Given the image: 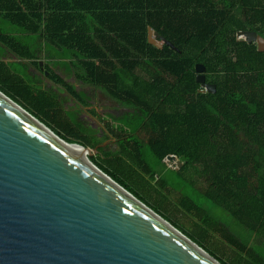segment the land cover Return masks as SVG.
Segmentation results:
<instances>
[{"label": "trees", "instance_id": "trees-1", "mask_svg": "<svg viewBox=\"0 0 264 264\" xmlns=\"http://www.w3.org/2000/svg\"><path fill=\"white\" fill-rule=\"evenodd\" d=\"M0 19V43L26 59L44 45L70 59L83 79L129 100L146 134L100 147L53 89L0 57L3 92L97 149L95 164L222 264H264V50L237 37L264 36V0H0ZM148 27L177 58L149 43ZM200 63L216 91L197 82ZM168 155L180 169H167Z\"/></svg>", "mask_w": 264, "mask_h": 264}, {"label": "water", "instance_id": "water-1", "mask_svg": "<svg viewBox=\"0 0 264 264\" xmlns=\"http://www.w3.org/2000/svg\"><path fill=\"white\" fill-rule=\"evenodd\" d=\"M237 37L264 50L255 30ZM148 41L177 49L152 27ZM205 70L196 65L197 82L216 91ZM97 152L65 140L0 89V264H222L95 164Z\"/></svg>", "mask_w": 264, "mask_h": 264}, {"label": "flooded vegetation", "instance_id": "flooded-vegetation-1", "mask_svg": "<svg viewBox=\"0 0 264 264\" xmlns=\"http://www.w3.org/2000/svg\"><path fill=\"white\" fill-rule=\"evenodd\" d=\"M36 36L35 44L42 43L44 37L39 34ZM180 53L179 49H170L166 54L171 58H177V54ZM0 57L8 62L23 64L26 73L35 80V83L53 89L58 99L65 102L66 109L73 111L78 119H83L86 128L101 141L100 147L112 146L116 151L120 138L129 135H136L139 139L145 137L146 129L142 123H138L139 120L133 118L135 110L130 101L113 96L103 84L83 79L77 73V68L70 63V59L55 57L46 51L45 47L41 51L37 50L36 58L26 59L2 43ZM197 76L198 73L196 78ZM140 117L146 119L144 114H140ZM135 127L139 128L132 130ZM163 162L167 169L178 170L176 166H170L167 157Z\"/></svg>", "mask_w": 264, "mask_h": 264}, {"label": "rangeland", "instance_id": "rangeland-1", "mask_svg": "<svg viewBox=\"0 0 264 264\" xmlns=\"http://www.w3.org/2000/svg\"><path fill=\"white\" fill-rule=\"evenodd\" d=\"M3 21V19H0V26H3L4 24H2L1 22ZM18 36L19 34L18 33H15V36ZM20 35H22V37H21V39H22V41H25L26 40V42H27V39H31V40H33L34 39V37L37 35L36 33H23V34H20ZM37 37V36H36ZM36 37H35V39H36ZM27 38V39H26ZM4 48V47H3ZM2 48V49H3ZM14 68L15 69H17V70H23V71H25V68H24V65L23 64H17V65H15L14 66ZM35 81V80H34ZM65 103V102H64ZM67 105H68V103H67ZM81 119V118H80ZM81 120H83V119H81ZM91 159H92V157H91ZM169 164H170V166H172V167H174L175 166V164L174 163H172V162H170L169 161ZM184 190V189H183ZM193 198H197V197H199L198 195H194V196H192ZM198 202H199V204H204L205 206H209V204L208 203H206L205 201H201V200H198ZM181 221L182 222H185L186 221V218H184V217H182V219H181Z\"/></svg>", "mask_w": 264, "mask_h": 264}, {"label": "bare ground", "instance_id": "bare-ground-1", "mask_svg": "<svg viewBox=\"0 0 264 264\" xmlns=\"http://www.w3.org/2000/svg\"><path fill=\"white\" fill-rule=\"evenodd\" d=\"M71 146L78 149L84 156H86L87 151H85L84 148H82L81 146H78V145H71Z\"/></svg>", "mask_w": 264, "mask_h": 264}, {"label": "crops", "instance_id": "crops-1", "mask_svg": "<svg viewBox=\"0 0 264 264\" xmlns=\"http://www.w3.org/2000/svg\"><path fill=\"white\" fill-rule=\"evenodd\" d=\"M45 47V46H44Z\"/></svg>", "mask_w": 264, "mask_h": 264}]
</instances>
